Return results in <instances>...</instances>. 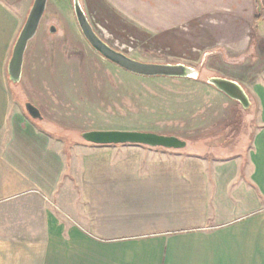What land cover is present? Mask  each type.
Returning <instances> with one entry per match:
<instances>
[{
    "label": "crops",
    "instance_id": "crops-1",
    "mask_svg": "<svg viewBox=\"0 0 264 264\" xmlns=\"http://www.w3.org/2000/svg\"><path fill=\"white\" fill-rule=\"evenodd\" d=\"M249 92V145L207 157L75 140L0 100V264H264V70Z\"/></svg>",
    "mask_w": 264,
    "mask_h": 264
},
{
    "label": "rangeland",
    "instance_id": "rangeland-1",
    "mask_svg": "<svg viewBox=\"0 0 264 264\" xmlns=\"http://www.w3.org/2000/svg\"><path fill=\"white\" fill-rule=\"evenodd\" d=\"M32 1L0 0V100L12 110L79 141L85 130L151 131L175 135L184 151L205 157L249 145L259 123L249 86L264 70V0L259 8L254 0H78L110 47L141 62L184 64L192 77L122 69L84 38L73 0H47L20 79L10 83L7 62ZM256 13L262 19L254 25ZM212 77L238 83L248 106L209 84ZM25 102L42 117L31 118Z\"/></svg>",
    "mask_w": 264,
    "mask_h": 264
},
{
    "label": "water",
    "instance_id": "water-1",
    "mask_svg": "<svg viewBox=\"0 0 264 264\" xmlns=\"http://www.w3.org/2000/svg\"><path fill=\"white\" fill-rule=\"evenodd\" d=\"M46 3L47 0L32 1L25 21L14 41L11 55L7 62L8 79L14 83L20 79L24 52L28 42L35 36L38 30L41 18L45 12ZM257 8H259V5ZM73 10L78 26L91 47L105 59L122 69L141 76H194L195 70L184 64L141 62L113 49L94 32L78 0H73ZM54 29L53 26L50 27L51 31H54ZM207 82L229 98L241 103L242 106H248L249 101L247 95L243 88L235 81L212 77ZM24 108L31 118L40 119L42 117L37 107L30 102H25ZM81 138L86 142L100 145L127 143L166 149H182L186 145L185 140L175 135L138 130H85L81 132Z\"/></svg>",
    "mask_w": 264,
    "mask_h": 264
},
{
    "label": "trees",
    "instance_id": "trees-1",
    "mask_svg": "<svg viewBox=\"0 0 264 264\" xmlns=\"http://www.w3.org/2000/svg\"><path fill=\"white\" fill-rule=\"evenodd\" d=\"M259 2H261V0H254V3L255 5L258 7L259 5ZM260 18V14L259 13H256L254 15V19H255V22ZM254 34H252V37H253ZM10 83H13L12 81L8 80Z\"/></svg>",
    "mask_w": 264,
    "mask_h": 264
}]
</instances>
